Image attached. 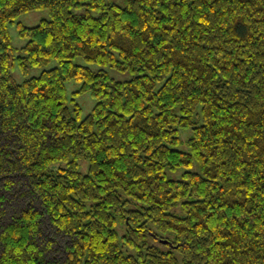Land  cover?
<instances>
[{
  "label": "trees",
  "instance_id": "trees-1",
  "mask_svg": "<svg viewBox=\"0 0 264 264\" xmlns=\"http://www.w3.org/2000/svg\"><path fill=\"white\" fill-rule=\"evenodd\" d=\"M13 24L24 73L60 66L17 83ZM69 80L96 100L85 118ZM0 264H264V0H0Z\"/></svg>",
  "mask_w": 264,
  "mask_h": 264
},
{
  "label": "rangeland",
  "instance_id": "rangeland-1",
  "mask_svg": "<svg viewBox=\"0 0 264 264\" xmlns=\"http://www.w3.org/2000/svg\"><path fill=\"white\" fill-rule=\"evenodd\" d=\"M107 2L108 3L115 2L120 6H126L127 4V0H107ZM85 10L86 8H82L81 10H76V12L80 14V13L85 12ZM93 13L95 15L99 14V12L97 11ZM50 19H51V14L49 10L43 9V10L26 12L20 15L16 21L23 23L27 27H35V26H38L43 20H50ZM9 31H10L12 46H13V56L16 58L14 67L12 69V73H13L14 80L17 83L21 84L27 79L40 76L45 70H50V69L60 66L57 60H53L49 64H46V65L31 66L29 69V72L24 73L18 60H19V57H24L27 55L26 51L23 49L27 43V39H25L24 37L20 35L19 28L16 24L10 25ZM74 62L78 65L89 67L95 72H99L101 70L107 71L110 76L111 83L113 81H127V80L134 78L136 75H138L137 73L122 72V71L116 70L107 65H101L98 63H94V62H89L80 56L76 57L74 59ZM82 84L83 83L78 80H69L66 83V88H67V96L69 100V105L73 107L71 100L76 99V101L79 104H81L82 109H83L82 118H85L87 115H89L92 112L96 104V100L90 92L76 93L77 91L81 89ZM160 86L161 84L157 86V89ZM195 118L199 124L200 123L199 117L196 116ZM192 133L193 131L191 129H181L180 130L181 142L178 145L174 146V148L177 150L183 151V152H190V146L188 144V139L191 137ZM79 170L82 174H87L89 172V161L87 159L79 160ZM186 171L200 172L199 163L196 161L192 167H180L175 171L167 170V174H168V177L171 179H183V175ZM133 207H138V206L130 205V208H133ZM172 211L179 215H184V211L182 209L181 204L175 206L172 209ZM149 228H150V232H149V238L147 240L148 244L156 245L164 251L171 250L170 247L168 245H165L162 242V239L157 238L155 234H158L159 236L165 239L170 238L172 240L174 239V235H172L171 233H164L160 231L157 228V226L154 224V222L149 223ZM117 230L119 232V235L122 236L125 233L126 228L123 224L120 223L117 225ZM55 242L57 246V243L60 245V242H62V240L58 241L57 239H55ZM124 249L125 250L128 249V252L131 254H136L137 252V249H130L127 247H124ZM174 253L180 260H182V254L179 251V249H174Z\"/></svg>",
  "mask_w": 264,
  "mask_h": 264
}]
</instances>
